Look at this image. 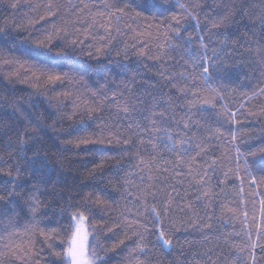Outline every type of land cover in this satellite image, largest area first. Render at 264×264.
Masks as SVG:
<instances>
[{
    "label": "trees",
    "instance_id": "16d2710c",
    "mask_svg": "<svg viewBox=\"0 0 264 264\" xmlns=\"http://www.w3.org/2000/svg\"><path fill=\"white\" fill-rule=\"evenodd\" d=\"M93 2L95 7L92 6ZM102 2L105 0H19V7L11 9L8 0H0V137L4 136L7 126L16 118L14 106L21 107L31 118L38 119L45 127L42 145L49 161L45 179L55 183L57 190L64 194L63 199L53 198L47 214L35 221L24 211L15 219V226L21 232L26 227L36 225L46 231L55 228L59 233L52 241V248L41 243L43 238L38 233L33 237L36 249L43 248L39 264H69L64 252L71 236L68 217L71 210L61 212L66 200L79 203L80 210L87 217L88 249L91 251L95 247L97 255L101 257L98 264H138L133 251L136 238L132 233L143 232L144 225L153 227L151 205L156 203L160 210L162 205L158 201L161 198L154 201L148 197L145 203L143 195L134 185H130L129 190L134 195H140V200L123 193L120 178L131 170V165L136 161L123 155L130 151L129 146L116 143L114 138L112 143L108 142V132H102L100 126L114 122L116 116L107 105L102 112H90L95 107L91 91L105 82L109 85V92L115 91L121 81L135 76L137 94H157L160 90L157 73L161 62L150 57L156 56L160 51L158 46L165 44L164 29L167 25L176 26L171 16L175 14L180 19L182 35L184 30L192 33V45L196 50L199 49L197 35H204L209 44L208 55L211 56L212 47H221L217 32L224 31L223 28L208 31L212 19L222 15L224 5L232 0H155V7L152 0H148V10L137 8V4L144 3V0H128L135 11H129L124 16L119 33L113 31L109 37L103 29L92 31L90 35L84 30L77 32L76 28L86 29L92 17L103 11ZM248 2L258 4L259 0ZM85 3L89 4V8L77 11ZM181 3L201 5L195 10L199 28L180 9ZM236 3L239 6L240 0H236ZM49 4L54 14L49 13ZM137 11L140 12L139 17L136 16ZM246 23L245 20L233 24L228 32L239 35L245 30ZM125 25H131L135 31ZM50 34L53 39L47 41L46 37ZM102 36L104 40L100 39ZM169 36L173 37V43L177 42L171 32ZM74 38L83 43L72 46L69 42ZM248 38L251 39V34ZM109 40L110 54L105 49L104 54L98 55L96 48L108 44ZM38 41L45 42L41 45ZM133 44L136 45V52L142 49L146 55H135L131 47ZM125 45L128 46L127 60L123 54ZM231 48L229 44L221 53L226 61L223 70L215 71L207 83L199 69L194 70L184 61L173 69L174 62L169 61V71L187 70L197 77L194 83H190L196 95L181 97L173 90L176 103L167 112L163 126L172 133L183 135V124L189 122L192 127L187 130L188 134L193 135L197 142L206 140L212 145L204 159L211 157L217 160L213 183L223 179L224 172L229 173L225 185L221 186L224 191L216 189L219 195L214 201V208H201L200 211L206 221L207 215H212L213 227L203 232L190 229L177 233L180 241L177 248L183 246L185 255L193 264L196 260L211 264L204 253H209L216 264H242L248 256V249L245 248L243 252L239 249L250 243L244 234L245 228L252 240L259 235L260 242L264 243V182L261 181L264 176V96L252 97L254 91L264 87V80L243 48L238 47L231 55H226ZM118 51L121 53L119 57L116 55ZM171 55L179 59L180 53L171 52ZM184 59L188 60L189 57L185 55ZM56 74L62 76L60 81L47 80L48 75ZM213 88L221 92L223 99L216 95ZM144 98L148 99L147 95ZM188 101L193 103L190 105ZM226 111L236 113L235 118L226 116ZM233 133L236 134L235 141L232 139ZM8 134L11 135V132ZM77 139H88L90 142L78 148L74 143H66ZM99 140L104 142L100 143ZM97 165L101 167L96 168ZM252 176L257 179L255 186L251 184ZM133 179L134 184H139L137 178ZM241 188L243 192L239 191ZM86 194H91L93 200L98 197L106 203L85 205L81 197ZM221 203L235 209V218L226 210L224 217L220 218ZM185 215L179 211L172 212L164 220L165 227ZM136 220L140 224L128 226L129 221ZM6 225V220L0 221V235H5ZM235 232L241 235H233L225 243V236ZM154 239L148 236L149 241L154 242ZM152 256L164 264L171 258L161 255L157 249L153 250ZM15 264H36V260L16 261Z\"/></svg>",
    "mask_w": 264,
    "mask_h": 264
},
{
    "label": "snow or ice",
    "instance_id": "6c2138e0",
    "mask_svg": "<svg viewBox=\"0 0 264 264\" xmlns=\"http://www.w3.org/2000/svg\"><path fill=\"white\" fill-rule=\"evenodd\" d=\"M92 6H96L94 2ZM152 6L155 7V0H152ZM8 7L11 9L18 8L19 0H8ZM47 7L49 13L54 14L52 5L49 4ZM101 7L103 11H99L96 16L92 17L86 29L76 28V31L84 30L90 35L92 31L103 29L110 37L113 31L117 33L121 31L119 25L124 16L129 11H135L128 0H113V2H106L105 0ZM179 7L187 17L195 21V27L199 28L198 13L195 10L201 8V5L194 3L188 6L181 3ZM88 8L89 4L85 3L83 8H79L77 11L82 12ZM137 8L148 10V0H144L142 4H137ZM136 16L139 17L140 12L137 11ZM237 17L240 19L237 20ZM171 19L175 21L176 26L167 25L164 29L165 44L159 45V53L150 57L161 62L157 73L160 80V90L157 94L153 95L151 92L137 94L135 76L130 80L121 81L116 86L115 91L109 92L107 82L100 84L99 87L91 91L95 107L90 109V112H102L107 105L109 110H113L115 113L116 120L114 122L102 123L100 126L102 132H108V142L112 143L114 138L116 143L129 146L130 151L123 155L136 161L135 164L131 165V170L120 178L123 193L132 196L134 200H140V195H134L129 190V186L134 185L143 195L145 203H147L148 197L154 201H157L158 197L161 198L158 201L162 205L160 210H158L156 203L151 205L153 227L149 228L144 225L143 232L134 231L132 233L133 237L136 238L133 251L136 253L138 264H164L161 260L153 259L154 249H157L165 257H171L167 264H193L185 255L183 246L177 248V245L180 244L177 233L190 229L203 232L205 229L213 227L212 215H207L206 221L205 217L200 215V211L201 208L204 210L214 208V201L219 195L216 189L219 188L220 192H223L224 188L221 186L225 185L229 178V173L224 172L223 179H217L216 183H213L217 160L211 157L208 160L204 159L212 145L206 140L197 142L193 135H189L187 130L192 127L189 122L183 124L185 130L183 135L172 133L163 126L167 112L176 103L172 95L173 90L181 97L196 95L192 91L190 83H194L197 77L187 70L169 71V61L174 62L173 69L180 61H184L185 65H190L194 70L199 69L200 75L204 77V82L207 83L215 71H221L225 67L226 61L221 53L230 44L232 48L226 55H231L232 51L238 47L243 48L251 56V63L255 65L258 75L264 80V0H259L258 4H249L248 0H240L239 6L236 0H232L230 4L224 5L223 14L212 19L211 27L208 30L211 32L212 30L224 29L222 33L217 32V41L221 47H212L211 56L208 55L209 44L204 35H197L199 49L196 50L192 45V33L184 30L182 35V29L179 26L180 19L175 14L171 16ZM245 20L247 23L242 33L236 35L228 32L231 25ZM125 26L129 30L135 31L131 25ZM169 32L173 34L176 43L172 42L173 37L169 36ZM249 34H251V39L248 38ZM52 39L51 34L46 37L47 41ZM100 39L104 40V37L102 36ZM44 42L38 41L37 43L42 45ZM69 43L76 46L82 44L83 41L74 38ZM110 44L111 40L103 47L96 48V53L98 55L104 54L105 49H108V54H110ZM131 47L138 57L146 55L142 49L136 52L135 44ZM171 52L180 53L179 59L171 55ZM88 54L92 55L91 52ZM123 54L124 59L127 60V45H125ZM116 55L119 57L121 53L118 51ZM185 55L189 57L188 60L184 59ZM61 79L60 74L47 76L49 82L60 81ZM212 90L220 99H223L218 89L213 88ZM145 95L148 99L144 98ZM257 95L264 96V87H260L252 93V97ZM188 103L191 105L193 101H188ZM224 114L233 118L236 116V113L231 111H226ZM14 115L15 120L7 126L4 136L0 137V221H7L5 235H0V264H15L16 261L26 262L29 259H35L36 264H39L40 253L43 248L36 249V240L33 237L38 233L39 237L43 238L41 243L52 248V241L59 233L55 228L46 231L36 225L30 228L26 227L21 232L15 226V219L21 211H24L35 221L41 215L47 214V209L53 198L63 199L64 194L57 190L55 183H50L49 180L45 179L49 161L42 145L44 125L38 119L31 118L21 107L14 106ZM9 132L11 135L8 134ZM232 139L233 141L236 140L235 133L232 134ZM89 142L88 139H77L74 142L68 141L66 143H74L75 147L78 148L81 144ZM98 142L103 143L104 140ZM236 151L239 155V149ZM99 167L101 165L96 166V168ZM96 168L93 169V173ZM134 177L139 180V184H134ZM261 181L264 182V176L261 177ZM256 183V177L252 176L251 184L255 186ZM239 191L243 192V188ZM81 200L85 205L87 203L96 205L106 203L98 197L93 200L91 194L84 195ZM174 204L175 208L173 207ZM219 208L220 218L224 217L225 210L227 213H232L233 218H235L234 208L224 203H221ZM67 210H71L68 211L71 236L67 241L68 247L64 252L65 258L69 264H98L101 257L97 255L95 247L91 251L88 249L89 233L85 227L87 217L80 210L79 203L74 204L71 200H66L61 212ZM175 211L186 215L181 216L166 228L164 220ZM243 215L246 224L247 213L245 212ZM133 223L140 224V221H129L128 226L132 227ZM8 229L12 230L9 231ZM244 234L248 236L250 243L239 249L240 252H243L245 248L248 249V256L243 259L242 264H264V243L260 242V236L258 235L256 240H252L251 234L246 228ZM233 235L240 236L241 233H228L224 238L225 243ZM148 236H153L154 242L149 241ZM23 237H27V239ZM55 254L61 255L60 253ZM203 255L207 256V260L211 264H216L215 261L211 260L209 253ZM237 259H239V255ZM195 264H205V262L196 260Z\"/></svg>",
    "mask_w": 264,
    "mask_h": 264
},
{
    "label": "rangeland",
    "instance_id": "374dc122",
    "mask_svg": "<svg viewBox=\"0 0 264 264\" xmlns=\"http://www.w3.org/2000/svg\"><path fill=\"white\" fill-rule=\"evenodd\" d=\"M85 227H86V225H85ZM86 230H87V228H86ZM69 263V262H68Z\"/></svg>",
    "mask_w": 264,
    "mask_h": 264
}]
</instances>
